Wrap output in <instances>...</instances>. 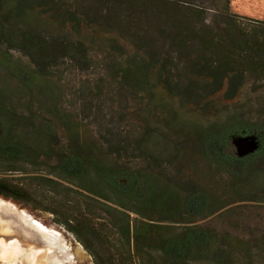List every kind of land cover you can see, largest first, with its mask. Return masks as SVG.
Segmentation results:
<instances>
[{"label":"rangeland","instance_id":"obj_1","mask_svg":"<svg viewBox=\"0 0 264 264\" xmlns=\"http://www.w3.org/2000/svg\"><path fill=\"white\" fill-rule=\"evenodd\" d=\"M70 2L81 17V35L74 36V29L69 26L71 33L62 34L61 39L70 44L83 42L87 58H74L70 53H53L51 50L38 57L11 52L8 57L14 64L23 63L36 70L43 66L45 81L56 88L57 98L54 101L35 94L31 97L25 91L23 77L11 74L9 68L0 63V124H4L3 113L10 115L12 112L20 118L21 132L17 134L27 132L21 123L28 121L37 130L49 129L48 136L53 133L54 137L47 138L44 134L43 143L51 140L55 145L51 142L43 144L41 154L55 149L56 155L60 149L75 142L65 129L66 118L77 133V141L94 143L102 154L120 143L129 150L110 157L109 161L114 165L126 163L137 170L151 169L154 174L162 175L161 182L174 184L181 191L190 185L214 196L220 208L193 225L210 228L220 238H231V244H234L233 239L244 242V250H231L230 264H264V164L256 163L258 172H250L240 186H236L231 184L225 172L213 169L196 153V132L202 127L234 115L264 125V80L257 75L245 74L243 87L233 100H226L223 93L212 98L188 100L180 92V86L189 75L183 63L172 59L174 36L169 32L171 20L183 17L180 10L170 7L165 0ZM203 4L211 8L209 1ZM230 9L241 16L264 20V0H230ZM49 13L42 22L50 25L40 29L49 35L48 41L51 38L60 40V37L55 38L60 34L53 30L58 27L54 18L57 16L52 11ZM207 18L212 19L211 13ZM115 43L124 48L122 59ZM134 53L141 55L151 66L149 78L152 83L143 91L121 84L117 74L118 65L126 63ZM166 60L172 61L173 65ZM167 77L171 78L170 83L166 82ZM34 79L35 76L32 82L37 84ZM51 107L57 108V112L50 111ZM61 114L66 118L59 119ZM4 128L0 125V131ZM141 141L148 146L152 158L137 149ZM225 152L236 156L231 140L227 142ZM49 157L36 159L33 166L21 165L23 171L17 173H4L0 169L1 178L20 183L33 195L28 204L0 196V239L16 241L29 251H35L37 264H42L41 259L46 261L45 264H94L82 240L99 254L100 264H110L109 252L93 242L87 233L80 231L82 234L76 235L63 226L62 222L72 221L75 215L59 211L55 205L62 200L58 192L64 186L77 189L48 173L56 163L54 157ZM36 176L60 185L30 179ZM75 196V193L70 194L72 199ZM129 215L131 219L135 218L134 214ZM59 221L62 224H58ZM172 224L176 230L186 226V223Z\"/></svg>","mask_w":264,"mask_h":264},{"label":"trees","instance_id":"obj_2","mask_svg":"<svg viewBox=\"0 0 264 264\" xmlns=\"http://www.w3.org/2000/svg\"><path fill=\"white\" fill-rule=\"evenodd\" d=\"M165 1L183 13V17L171 20L169 32L174 36L172 59L183 63L189 75L180 86V92L188 100L212 98L220 93L226 100H233L243 87L245 74L264 80V20L231 12L230 0ZM205 1L210 2L211 8L203 4ZM50 11L57 16L54 18L58 27H52L60 34L55 38L60 37V40L48 41L49 35L40 29L50 25L42 22ZM208 13L212 19L207 18ZM69 26L74 29V36L81 35V17L70 0H0V63L9 68L11 74L23 77L25 91L31 97L35 94L55 101L57 90L45 81L43 66L36 70L23 63L14 64L8 56L11 52H25L38 57L51 50L70 53L74 58H87L83 42L70 44L61 39L62 34L71 33ZM116 45L122 59L124 48ZM166 62L173 65L172 61ZM150 69L146 60L134 53L126 63L118 65L117 74L121 84L143 91L152 83ZM33 76L37 84L32 82ZM166 82L170 83L171 78L167 77ZM49 110L57 112V108ZM4 113V124L0 125L7 128L0 131L1 171L17 173L23 171L21 165L33 166L36 159L54 157L56 163L48 173L77 189L64 186L58 192L62 200L55 205L59 211L75 215L72 221L62 222L63 226L76 235L82 234L80 231L87 233L93 242L109 252L110 264H230L231 250H244L241 240L233 239L234 244H231V238H220L210 228L193 225L220 208L209 191L190 185L181 191L174 184L161 182L162 175L154 174L151 169L137 170L126 163L114 165L110 157L119 156L129 148L118 143L111 146L115 149L102 154L94 143L78 142L70 119L62 114L58 118L68 119L65 129L75 142L56 155L55 149L41 154L42 147L52 143L51 140L43 143L44 134L47 138H53L54 134L48 136L49 129L37 130L30 121L21 123L27 132L17 134L21 132L20 118L12 112ZM236 135H255L259 141L257 151L241 158L227 155L226 144ZM196 139L197 155L213 169L225 172L233 185L240 186L250 172H258L256 163L264 164V125L257 122L234 115L200 128ZM142 145V141L138 143L139 152L152 158L148 146ZM30 179L60 185L39 176ZM71 193L76 195L73 199ZM0 196L26 204L33 197L20 183H10L1 177ZM129 214H134L135 218L131 219ZM172 223H186V226L176 230ZM80 241L94 264H100L99 254L90 250L85 241Z\"/></svg>","mask_w":264,"mask_h":264},{"label":"water","instance_id":"obj_3","mask_svg":"<svg viewBox=\"0 0 264 264\" xmlns=\"http://www.w3.org/2000/svg\"><path fill=\"white\" fill-rule=\"evenodd\" d=\"M231 142L235 147V155L240 158L254 153L259 147L255 135H236L231 138ZM37 257L35 251H29L16 241L0 239V264H37ZM40 262L45 264L46 261L41 259Z\"/></svg>","mask_w":264,"mask_h":264}]
</instances>
